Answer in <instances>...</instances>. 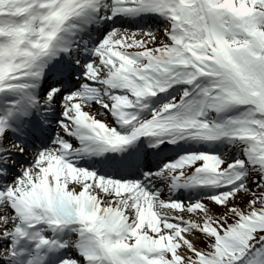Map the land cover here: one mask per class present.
Returning a JSON list of instances; mask_svg holds the SVG:
<instances>
[{"label": "snow or ice", "instance_id": "snow-or-ice-1", "mask_svg": "<svg viewBox=\"0 0 264 264\" xmlns=\"http://www.w3.org/2000/svg\"><path fill=\"white\" fill-rule=\"evenodd\" d=\"M0 264H264V0H0Z\"/></svg>", "mask_w": 264, "mask_h": 264}]
</instances>
